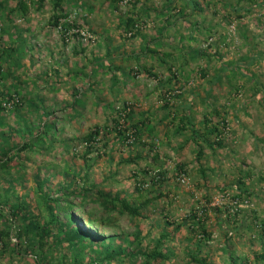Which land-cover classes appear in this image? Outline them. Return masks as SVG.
I'll return each mask as SVG.
<instances>
[{
  "label": "rangeland",
  "instance_id": "rangeland-1",
  "mask_svg": "<svg viewBox=\"0 0 264 264\" xmlns=\"http://www.w3.org/2000/svg\"><path fill=\"white\" fill-rule=\"evenodd\" d=\"M30 1L34 3L30 20L18 12L8 14L18 0H7L6 10L0 8V52L7 49L0 60V93H4L0 101L5 99V109L0 112V147L8 144L2 134L10 145L19 144L24 137L19 129L30 123L39 128L50 111L57 116L58 131L53 136L54 150L23 152L25 161L16 159L11 173L0 170L2 193L10 187L5 178L12 175L15 181L9 191L10 203L20 196L35 204L37 174L48 175L46 185L57 196L60 184H69L72 177L65 181L58 176L57 167L69 162L76 174H88L89 184L97 186L95 191L131 201L143 200L149 191L164 194L143 209L141 217L116 211L104 215L98 203L86 201L84 211L96 213L104 221L103 235L116 233L133 240L138 231L143 241L140 248L145 249L152 248L162 232H172L173 239L166 242L170 256L166 264H195L191 255L205 258L207 264H228L230 251L245 264H264L255 259L264 252V234H260L264 220V0H196L194 7L186 0H173L170 10L163 9L168 0H134L130 4L76 0L65 7H70L74 23H81L94 36L85 43L66 42L54 29L52 0L39 11H35L38 0ZM142 10L144 14L138 18ZM130 16L144 26L135 37L125 31ZM27 28L30 31H24ZM131 68H140V75L128 74ZM170 71L175 78L168 85ZM9 95L13 100H7ZM165 98L178 111L164 109ZM123 101L134 107V118L127 119L124 127L131 122L145 124L141 138L134 143L133 137L118 140L113 124L116 104ZM184 106L190 107L186 110L190 123L177 134ZM217 112L227 119L221 138L225 146L212 149L197 137L203 148L198 162L200 147L192 140V128L206 132L205 120L214 125ZM175 113L178 117L173 120ZM105 126L110 132L103 130L98 149L87 157L91 167H85L80 138ZM133 131H127V137ZM214 138L211 135L208 140ZM65 141L72 146L82 144L81 150L68 152ZM156 153V170L162 167L166 173L157 175V181L150 166ZM129 159L137 161L127 162ZM147 170L149 174H145ZM163 178L165 182H160ZM241 179L248 192L239 199ZM140 183L143 189L139 191ZM73 189H78L77 183ZM60 205L66 209H59L57 218L66 222L74 210L63 200ZM74 215L83 229L97 232ZM117 244L130 246L128 239L119 238ZM64 245H54L50 253L59 256L66 251ZM92 248H86V260L96 257ZM0 264L40 262L34 253L21 248L16 254L3 253Z\"/></svg>",
  "mask_w": 264,
  "mask_h": 264
},
{
  "label": "trees",
  "instance_id": "trees-1",
  "mask_svg": "<svg viewBox=\"0 0 264 264\" xmlns=\"http://www.w3.org/2000/svg\"><path fill=\"white\" fill-rule=\"evenodd\" d=\"M5 1L7 0H0V8L4 10H6ZM46 1L47 0L37 1L39 10L44 7ZM109 1H111L113 4H127L128 2L130 4L131 2H134V0ZM186 1L187 5H191L193 7L198 4L196 0ZM74 2H76V0H52V24L55 30H57L56 27H58V25L60 24L62 26L69 25L68 23H62L61 20L66 18L70 13V7L67 8L65 7V5L69 6L71 3ZM173 7L174 1L168 0V2H166L163 6V9L170 10ZM28 10L29 7L26 0H18L16 8L9 10L8 14L11 15V13L13 12H18L23 16V18H26L29 13ZM143 14L144 13L142 10L138 18H141ZM238 16L240 17V15ZM138 18L134 16H130L127 18V24L125 29V31L127 32L126 34H128V32L135 31L134 35H132V37H135L137 34H139L140 31L143 30L144 26L137 23V21L139 20ZM81 25V23H79L78 25L75 23V27H80ZM136 25H138V28H136ZM69 26L68 28H70ZM0 30L2 31L3 29L0 27ZM73 40L81 42L78 39ZM6 50L7 49H4L2 52H0V60L2 59V54L4 55ZM147 50L150 53H156L154 49L147 48ZM164 56H167V54L165 53ZM137 57H141V55ZM251 60L255 62L256 58L251 57ZM163 62L166 64L167 60H164ZM171 67L172 66H169L168 69L171 70ZM244 68V70L247 69V67ZM145 70L148 71V69ZM1 71L2 67L0 65V73ZM139 72L140 68H131L128 74H132V76L135 77L140 75ZM173 78H175V74L174 72L170 71V76L166 78V83L168 85L171 84ZM163 86L165 87V85ZM167 92L168 90L165 91V94ZM0 96H4V93H0ZM18 99L19 102H22L23 100L22 96ZM2 100L5 99L3 98ZM2 100L0 101V112L5 109ZM7 100H13V97L9 95L7 97ZM31 104L33 103L31 102ZM117 104L124 105V108L121 111L116 109L117 116L113 118V124L115 126V130L117 131V138L118 140L120 139L122 141L128 140L126 132L133 129L134 131L132 137L134 138V143L139 138H141L140 133L142 132L145 124L141 126V124L139 123L131 122L128 128H123V125L120 124L121 119H133L134 107L133 104L129 101H123ZM17 105H15V109L19 108V106ZM174 107V105L172 106L170 104V99L167 100V98H165V104L163 105V108L172 110V108L175 109ZM188 108L190 109L189 106H184L182 108L181 121L179 122V124H181L178 127L177 134H180L183 130H185V128H187L188 123H190V114L186 111L188 110ZM175 110L178 111V107ZM45 113L46 111H43V114ZM50 113L44 115L45 120L42 124L39 125V128L37 129L35 128V125L33 123L24 124L23 127L19 129V132H23L22 136H24L22 142L19 144L10 145V139L7 138L6 135L2 134V137L6 141L5 143L8 144L7 147H0V170L8 171L9 173H11L13 169L11 164L16 159H23L25 161V159L21 155L23 152L30 151L33 153H39L40 151H43L45 149H48L49 151L54 150L56 139L53 136L58 131V129L55 128V124L58 119L56 115ZM177 114L178 113H175V115ZM175 115L173 117V120L178 117V115ZM217 117L219 119H217L214 125H211L210 120H205V126L207 130L206 132H197L192 128V140L195 141L197 143V146L200 147L196 157L198 162H201L202 160L203 148L197 142V137H201L202 140H205L207 146L212 149H215L216 147L225 146L224 143L221 141V138L223 137L224 132L227 128V119L225 115H220L219 112H217ZM101 129V127H96L93 132L80 138V141L84 142L83 146L85 148V151H83V161L85 167H91V164L89 163L90 160H88L89 154L98 149L96 145H98L101 141L100 139L103 137L104 132H110L109 126H105L104 129ZM211 135L215 137L212 142L208 140V137ZM71 141L73 142V140ZM65 142L66 143H64V147L65 150H67L68 152L72 151V153H74L75 151L77 154L81 150L80 146H82V144L76 145L75 143L72 146L70 145L69 141ZM139 157L140 156L135 158L138 159ZM158 159L159 154L156 153L152 159V162L150 163L151 169L154 170L152 171V173H155V181H157V175L161 177L166 175L164 170H162V167H160L159 170H156V166L158 165ZM135 160L136 159H129V161L127 162H136L137 160ZM57 168L58 176H62L65 181L69 179V175H72L70 183L60 184L59 188L56 191V194L58 195L55 196V194L52 193L46 185V183L49 181L48 175L47 177L43 178V176L40 175L39 177V174H37L35 177L36 189L34 191L33 197L35 201L34 205L31 204V202L27 201V197L20 196H14L13 203H10L9 191L11 189L12 183H14L15 181L12 180V175H10V179L9 177L5 178V180H8V182L10 183V187L6 188L8 191H4V193H2L0 190V215L3 219V227H0V245L2 246V249L0 250V256L3 253L5 254L9 251L11 253L16 254L17 250H21L22 248L26 252L28 251L34 253L36 255V259L38 260V262H40V264H125L127 260V264H166V262L170 260L169 249L167 247L166 242L168 240L173 239L172 232H162L152 248L147 247L145 249H141L140 246L143 241L140 240V233H138V231L137 233H134L135 237L133 240H130V238H127L124 235H116V233H111L109 235L107 234V236H105L102 233L103 231H106L104 221H100L97 218L96 213L84 211L86 201L92 200L93 202L98 203V206L101 208L102 214L104 215L116 211L120 214H128L131 217H141L143 216L142 210L147 207H150L155 201L161 198L164 195L162 192H158L157 194H155L156 191H149L147 197L143 200L135 199L134 201H131L127 197L121 198L119 196H112L110 193H107L101 189L95 191L97 186L95 184H89L88 174L85 173V177L81 176L79 173L76 174L75 170L69 166V162H66L63 167ZM181 168L183 167L179 166V169ZM149 173V170L145 171V174ZM160 182H165V178L161 179ZM76 183L78 189H73V185ZM237 188L240 189V193L237 194V197L239 196V199L241 197V194H245L248 192L247 188L245 187V183L243 182V179L238 182ZM142 189L143 185L140 183L138 190L140 191ZM2 200L4 201L3 203L1 202ZM62 200L67 203V207H71L74 210L73 213H68L66 222L57 218L56 215L59 209H66L65 207H63V205H60ZM75 200H80V202L75 203ZM238 202L239 201L237 199V203L234 208L237 207ZM232 205L234 204L232 203ZM235 211L236 209H233V213ZM74 213H77L81 217V220L86 226H90L97 229V232L91 233L83 229L80 225H78L77 223H79V220L75 217ZM192 218L194 219L193 221H195L196 215L194 214ZM166 223L169 224L168 221ZM191 225L194 226L193 222ZM180 226L181 225L177 226V228H180ZM14 230H16L15 233ZM260 231V234L263 235L264 220L261 221ZM204 232L206 235H209L207 231ZM13 234L16 236L15 241H12ZM119 238L122 240L128 239L130 246H123L121 244H117V240ZM52 241H56L55 243H53L55 246H62L65 244L64 242H66V244L64 245L66 246V248H64V250L66 251H64L59 256H53V253H50V249L54 246L50 244V242ZM88 246L95 247V249H92L95 252L96 257L92 258L91 260L85 259V250L86 248H88ZM255 259H261L262 261H264V252L262 254L255 255ZM135 260H137L136 263H134ZM190 260L195 264H207V260L205 258L199 259L195 255H191ZM245 262L246 261L242 260L241 257L235 256L234 252H229L228 264H245Z\"/></svg>",
  "mask_w": 264,
  "mask_h": 264
},
{
  "label": "built area",
  "instance_id": "built-area-1",
  "mask_svg": "<svg viewBox=\"0 0 264 264\" xmlns=\"http://www.w3.org/2000/svg\"><path fill=\"white\" fill-rule=\"evenodd\" d=\"M61 22L63 23H68L69 25L66 26H62L61 24L58 25V27H56L57 32L60 33L62 35V37L64 38V40L66 42L71 41L72 39H78L79 41H81L82 43L85 42H92L94 40V36L92 35V33L88 30L85 29L83 27H75V23L72 19V15L69 14L66 18H64L63 20H61ZM68 26L70 28H68ZM136 28H138V25H136ZM134 32H128V36L132 37V35H134ZM124 108V105L122 104H117L116 109L121 111ZM125 117V116H124ZM121 124L123 125V127L125 126V121L124 119L121 120ZM133 134V133H132ZM132 134L128 133V139L131 137L132 138ZM134 140V138H132ZM133 142V141H132Z\"/></svg>",
  "mask_w": 264,
  "mask_h": 264
},
{
  "label": "crops",
  "instance_id": "crops-1",
  "mask_svg": "<svg viewBox=\"0 0 264 264\" xmlns=\"http://www.w3.org/2000/svg\"><path fill=\"white\" fill-rule=\"evenodd\" d=\"M27 3H28V7H29V13H28V16L25 18L26 20H30L31 19V13H32V11H33V4L31 3V1L30 0H28V1H26ZM45 7H47V5L45 6ZM39 6L38 5H36V9H35V11H39ZM24 30V29H23ZM24 31H30L29 30V28H27V29H25ZM26 38H28V37H26Z\"/></svg>",
  "mask_w": 264,
  "mask_h": 264
},
{
  "label": "clouds",
  "instance_id": "clouds-1",
  "mask_svg": "<svg viewBox=\"0 0 264 264\" xmlns=\"http://www.w3.org/2000/svg\"><path fill=\"white\" fill-rule=\"evenodd\" d=\"M124 121H126L125 119H124ZM121 124V123H120ZM123 128H125V127H123ZM237 203V201L236 202H234V204H236ZM238 205V204H237Z\"/></svg>",
  "mask_w": 264,
  "mask_h": 264
}]
</instances>
